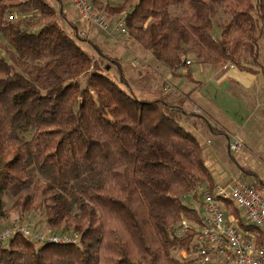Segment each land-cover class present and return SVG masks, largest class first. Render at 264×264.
Listing matches in <instances>:
<instances>
[{"label": "trees", "instance_id": "trees-1", "mask_svg": "<svg viewBox=\"0 0 264 264\" xmlns=\"http://www.w3.org/2000/svg\"><path fill=\"white\" fill-rule=\"evenodd\" d=\"M90 2L109 20L125 12L128 37L172 70L188 55L239 70L264 59V0ZM60 4L0 0V223L38 212L47 229L77 242L17 234L0 245V264H191L175 253L190 250L195 232L174 229L182 219L201 224L185 194L200 201V188H214L200 142L177 109L124 91L107 74L115 65L123 82L120 65L96 46L110 62L94 69ZM11 10L19 16L9 19Z\"/></svg>", "mask_w": 264, "mask_h": 264}, {"label": "rangeland", "instance_id": "rangeland-1", "mask_svg": "<svg viewBox=\"0 0 264 264\" xmlns=\"http://www.w3.org/2000/svg\"><path fill=\"white\" fill-rule=\"evenodd\" d=\"M10 14H16L17 17L19 16L18 11L16 10H11ZM223 18L224 15L221 14L219 15V18L214 21V28L216 32L219 31L218 23L221 22ZM78 43L88 54L94 56L97 54L100 57L98 60H95L93 64L94 69L96 70H100L99 67L101 64L110 61L105 57L100 56L96 49H94L95 46L106 56L115 59L121 67L124 81L121 82L122 80L116 72L115 65H112V68L108 70V73L105 69H103L104 73H107L108 76L117 82L124 91L133 95L137 99H152L153 96H161V91H168L169 95L174 96L177 95L176 87H179V89L184 92H188L190 89L197 87L200 92L206 94L207 98L205 100V106L210 107V114L213 119H216L220 124H222L226 131H229L230 134H235L234 132L237 125L246 116L244 122L247 124V131L254 127L259 136H253L250 133V145L244 146V150L242 152L240 151L243 149V146L236 153L229 152L226 148V144L224 145L223 139L221 141H216L218 143L215 142L212 144L217 150L218 155V159L216 160L218 167L215 168L216 171L222 169V172H224V174L227 173L228 175L225 180L223 179V181L217 182L224 183L229 182L232 179L251 182L250 175L254 174L256 176L254 180L257 178L260 179L255 184H264V105L255 103L256 99L254 97L255 91L259 89V86L260 88H262V86L264 87V75L260 76L258 73L253 71L250 72L248 70L239 71L237 68L233 71L231 69H223L227 65L222 66L195 62L192 66H190V71L192 72L191 75L187 76L188 73H184L174 74L171 78L166 77L168 79L165 82L166 85L164 84V86H162L159 74L162 72H168L169 68L156 60L151 53H149V59H145L143 52L147 50L129 38L128 34L121 42H115L114 39L107 34V32L101 30L97 25L92 24L88 39L81 40ZM260 61V69L262 73H264V59L261 58ZM194 68H196L195 74L193 72ZM198 68H200V71ZM202 68L204 70H215V77H218V79L222 77V79L215 80L217 78L207 76L206 72ZM228 70L234 72L233 74L235 75L248 76L249 79H251L250 84L253 83V80H258L257 84L253 83L248 90H245L244 99L242 96L240 97L239 91L241 90L238 86H235L232 81L230 84H226L231 78H229V72H226ZM255 74H258L256 75L258 77H256ZM172 85L174 86V89L171 87ZM167 86L170 87V91L167 90ZM191 97L193 96L191 95ZM185 104L189 105L188 102H185ZM153 111L157 110L153 109ZM231 114H233L235 118H233ZM202 117L204 118V116ZM219 117L221 118L219 119ZM189 119L194 120L196 119V116H194V114H190ZM227 122L230 124V127L227 125ZM261 134H263L262 137ZM230 136L237 137L236 135ZM205 165L209 168L207 161H205ZM228 171H231L232 173ZM203 188L207 189L206 187ZM189 194L190 192L185 195ZM15 198V193H10L6 196L4 198L3 208H8ZM201 200L202 198H200V201H196V199L192 200L191 198L184 199L186 203L196 208L201 206ZM26 217L34 220L35 226H39V229L42 231H51L45 227L43 217L38 212H30L21 216L12 214L9 219L0 223V231L4 227H8L12 222H15V220ZM175 255H179V253L177 252Z\"/></svg>", "mask_w": 264, "mask_h": 264}, {"label": "built area", "instance_id": "built-area-1", "mask_svg": "<svg viewBox=\"0 0 264 264\" xmlns=\"http://www.w3.org/2000/svg\"><path fill=\"white\" fill-rule=\"evenodd\" d=\"M75 19L78 24L76 35L79 39H88L92 24L107 32L115 42H121L127 36L125 12L116 18V24L110 25L108 16L102 11H96L90 0H71ZM9 19L16 14L8 15ZM21 17L30 19L32 13L22 14ZM185 65L190 59L182 56ZM230 68L234 65L228 64ZM170 87L167 86V90ZM242 147L241 141L235 136H229L227 150L238 152ZM202 192L201 206L198 212L201 224L182 219L175 227L176 235L194 231L189 251H180L176 255L180 261L190 260L191 264H264V184H252L245 180L232 179L224 184L215 185L213 191L200 189ZM191 198L192 194L185 195ZM225 202L239 210L245 223L253 225L261 234L262 241L257 243L256 234L246 232L228 209ZM21 234L33 243L68 244L77 242V238L67 234H57L52 231H42L35 226L29 217L17 219L0 231V245L6 244L13 236Z\"/></svg>", "mask_w": 264, "mask_h": 264}, {"label": "crops", "instance_id": "crops-1", "mask_svg": "<svg viewBox=\"0 0 264 264\" xmlns=\"http://www.w3.org/2000/svg\"><path fill=\"white\" fill-rule=\"evenodd\" d=\"M107 1L110 2L111 4H116V3L121 2L122 0H107ZM60 5H61L62 12L64 13V15L67 18V21L73 23L76 26V28H78V24H77L76 19H75V12H74L71 0H61ZM109 22H110L111 27H113L112 25L116 24V18L110 19ZM149 53L150 52L148 50L143 52L145 59H149V57H150ZM187 57L191 61L190 64L182 65L180 68H178L176 70L169 69L168 72H162L159 74L162 86H164V84L166 85L165 82L168 80L166 77L171 78L174 74L188 73L187 76L192 74V72L190 71V66H192L193 63H195V60H194V57L192 55H188ZM99 58L100 57L96 54L95 60H98ZM260 66L250 67L251 70H248V71H250V72L253 71V72L258 73L260 76L261 75L263 76L264 73H262ZM198 69L200 71V68H198ZM223 69H231L233 71L234 69H236V67L230 68L227 65ZM231 70L226 71V72H229V75H230L229 78L231 77L227 81L226 84L228 85L232 81L235 84V86H238L240 88V90H241V91H239L240 97L242 96L244 99L245 90H248L250 88V86L253 85V83L257 84L258 80H253V83L250 84L251 79H249L248 76L235 75V74H233L234 72H232ZM204 71L206 72L207 76H209V77L213 76V78H217L215 80H221L222 79V77L220 79H218V77H215V75H216L215 70L213 71L211 69H205ZM239 71H243V70H239ZM193 72H194V74L196 73V68H194ZM258 74H255V76ZM256 77H258V76H256ZM171 87H173V89H174L173 85ZM176 90H177V95H174V96L169 95L168 91L167 92L161 91V93H160L161 96L158 95V97H154L153 95H150V96H153L152 99H157V100L164 102L165 104H167L170 107V109H177L178 110V112L180 114L179 115L180 125L185 130H188L189 132H191L197 138V140L200 142L202 157L204 159V162L207 161L209 164L210 169L209 168L208 169L210 170V172L212 174V179L214 178L213 179L214 186L218 185V184H224L225 182L224 183H220V182L218 183L217 181H223V179L225 180L228 177V175H227V173L224 174V172H222L223 171L222 169H220L219 171H216L215 168L218 167V165L216 164V160L218 159V155H217V150L214 148V146L212 144L215 143L216 141H221L223 139L224 145L226 144V148H227L228 137L230 135H236L240 139L241 144L243 146L242 147L243 149L240 151V152H242L244 150V146L250 145V142H249L250 133L253 136H255V135L259 136L258 133L256 132L254 127H252L249 131H247V124H245V122H244V119L246 118V116H245L243 118V120L237 125L236 130L234 132L235 134H230L229 131L228 132L226 131L225 127H223L222 124H220L216 119H213L212 115L210 114V111H211L209 109L210 107L205 106V100L207 98L205 93L200 92V90L197 89V87H194V89H190L188 92L181 91V89H179V87H176ZM191 95L193 97H191ZM164 96H166V97H164ZM254 97L256 99L255 103H260V105H264V87L263 86H262V88H260V86H259V89L257 91H255ZM147 100H151V99H147ZM185 102L186 103L188 102L189 105L185 104ZM190 114H194V116H196V119L190 120L189 119ZM231 115L233 118H235L233 114H231ZM202 116H204V118ZM220 118L221 117H219V119ZM227 125L230 127V124L228 122H227ZM262 136H263V134H261V137ZM216 143H218V142H216ZM228 172H231V171H228ZM250 176H251V182H249V183L255 184L260 180L259 178L254 180V178L256 177L254 174H252ZM204 186H205V184H204Z\"/></svg>", "mask_w": 264, "mask_h": 264}]
</instances>
